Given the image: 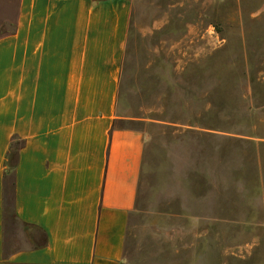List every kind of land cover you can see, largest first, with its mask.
Returning a JSON list of instances; mask_svg holds the SVG:
<instances>
[{"label": "rangeland", "instance_id": "1", "mask_svg": "<svg viewBox=\"0 0 264 264\" xmlns=\"http://www.w3.org/2000/svg\"><path fill=\"white\" fill-rule=\"evenodd\" d=\"M129 1L116 124L145 159L127 264H264V0Z\"/></svg>", "mask_w": 264, "mask_h": 264}, {"label": "crops", "instance_id": "2", "mask_svg": "<svg viewBox=\"0 0 264 264\" xmlns=\"http://www.w3.org/2000/svg\"><path fill=\"white\" fill-rule=\"evenodd\" d=\"M129 0H0V264H127L145 135L117 125Z\"/></svg>", "mask_w": 264, "mask_h": 264}, {"label": "trees", "instance_id": "3", "mask_svg": "<svg viewBox=\"0 0 264 264\" xmlns=\"http://www.w3.org/2000/svg\"><path fill=\"white\" fill-rule=\"evenodd\" d=\"M207 102H208L209 105H215L214 101H212L210 99ZM225 107L232 109V106L231 105H226ZM201 125L204 126L203 128H205V129L212 130V128L209 125L205 124V123H203ZM188 126H192V125H188Z\"/></svg>", "mask_w": 264, "mask_h": 264}]
</instances>
